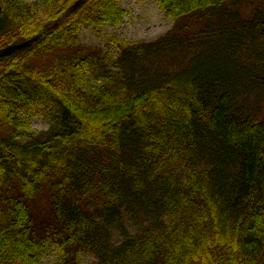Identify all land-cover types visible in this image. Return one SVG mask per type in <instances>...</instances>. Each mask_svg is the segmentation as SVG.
Returning <instances> with one entry per match:
<instances>
[{
	"label": "trees",
	"instance_id": "trees-1",
	"mask_svg": "<svg viewBox=\"0 0 264 264\" xmlns=\"http://www.w3.org/2000/svg\"><path fill=\"white\" fill-rule=\"evenodd\" d=\"M122 1L0 0V264H264V7L157 0L97 70Z\"/></svg>",
	"mask_w": 264,
	"mask_h": 264
},
{
	"label": "rangeland",
	"instance_id": "rangeland-1",
	"mask_svg": "<svg viewBox=\"0 0 264 264\" xmlns=\"http://www.w3.org/2000/svg\"><path fill=\"white\" fill-rule=\"evenodd\" d=\"M27 3L37 4L39 0H23ZM255 6L264 7V0H256ZM122 7L125 10V18L121 25L117 27L107 26L100 32H94L91 28L85 27L80 34L81 45L91 52L94 66L97 70L106 65H111L116 57L118 49L111 43V38L116 36L129 41H151L168 32L174 20L165 15L157 0H123ZM41 16L42 12H41ZM32 130H46L49 121L43 114L30 117ZM38 212L45 218L49 209L45 202H41ZM59 253L52 246L41 253L40 264H56ZM94 257L90 254L82 253L79 257V264H93Z\"/></svg>",
	"mask_w": 264,
	"mask_h": 264
}]
</instances>
